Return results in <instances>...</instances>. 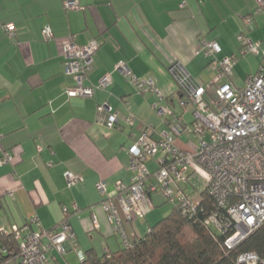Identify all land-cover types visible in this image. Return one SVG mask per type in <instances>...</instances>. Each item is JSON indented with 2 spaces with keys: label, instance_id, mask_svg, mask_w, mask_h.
Wrapping results in <instances>:
<instances>
[{
  "label": "crops",
  "instance_id": "obj_1",
  "mask_svg": "<svg viewBox=\"0 0 264 264\" xmlns=\"http://www.w3.org/2000/svg\"><path fill=\"white\" fill-rule=\"evenodd\" d=\"M65 1L0 0V156L2 150L17 152L14 163L0 165V228L36 227V218L43 228L57 229L68 218L77 248L53 264H77L78 250L94 248L103 254L124 247L102 208L106 196L97 184L105 181L113 195L119 181L130 182L133 134L145 125L155 128L154 137L168 129L156 125L155 104H170L183 113L173 67L209 85L215 72L202 41L216 40L222 48L218 56L224 58L240 42V33L253 40L264 35L263 15L254 16L251 31L243 20L254 13L255 0H79L84 8L70 11ZM9 24L15 26L13 36L5 29ZM46 25L54 31L51 39L43 35ZM92 39L100 46L87 83L98 84L106 74L112 82L93 97L69 96L66 88L75 82L64 73V43L86 45ZM119 62L139 77L153 76L165 98L140 94L117 70ZM105 101L118 112L122 129L98 121L97 106ZM129 110L137 117L134 126L123 120ZM190 113H184L186 120ZM186 135L177 142L189 149ZM149 165L157 167L155 161ZM67 170L83 179L68 187ZM148 211L144 219L125 221L134 238L145 236L155 224Z\"/></svg>",
  "mask_w": 264,
  "mask_h": 264
},
{
  "label": "built area",
  "instance_id": "obj_2",
  "mask_svg": "<svg viewBox=\"0 0 264 264\" xmlns=\"http://www.w3.org/2000/svg\"><path fill=\"white\" fill-rule=\"evenodd\" d=\"M254 13L243 17L248 31L254 29L255 15L264 16V0H255ZM184 6V4H182ZM66 10H81L79 0H66ZM14 25L5 29L14 35ZM46 39L54 37L51 25L42 29ZM243 53L261 56L260 68L249 75L243 87L232 79L234 57L218 58L221 45L216 40H204L201 49L211 57L210 67L215 72L212 83L203 84L184 68L174 66L181 87L179 105L183 113H177L170 104H155L158 114L166 118L168 129L154 137L155 128L145 125L128 147L130 182L119 181L115 194H111L105 181L101 180L98 190L106 198L102 201L113 231L123 245L133 244L134 236L126 229L125 221L134 223L144 219L148 210L154 207V197L163 193L166 201L186 214L194 215L200 205L187 190L196 172L208 175L206 189L217 204V210L209 215L205 224L213 230L227 234L226 246L234 248L264 223V47L255 42L246 32L238 36ZM100 43L96 39L86 45L73 40L64 43V73L72 76L74 85L66 88L69 96L93 97L99 88L111 84V75L103 76L98 84L87 83L88 71ZM117 70L123 73L140 94L154 93L160 100L165 96L153 76L139 77L128 65L119 62ZM98 121L111 129H122L118 112L108 102L97 106ZM191 112L192 120L184 118ZM124 123L134 126L137 117L131 110L124 117ZM194 135L190 148L179 146L177 140L182 134ZM1 137V135H0ZM16 149L2 150L0 165L14 163ZM157 163L156 169L150 162ZM49 165H52L50 163ZM68 187L83 178L71 170L65 172ZM76 208V206H75ZM123 216H122V214ZM22 226L1 227L3 235H13L19 243L18 253L6 258L0 264H53L58 256L77 248L76 236L68 218L57 229H45L38 219ZM95 225L99 223L95 217ZM7 254V249H2ZM78 259L85 253L78 250ZM239 261L245 264H264L255 253H245Z\"/></svg>",
  "mask_w": 264,
  "mask_h": 264
},
{
  "label": "trees",
  "instance_id": "obj_3",
  "mask_svg": "<svg viewBox=\"0 0 264 264\" xmlns=\"http://www.w3.org/2000/svg\"><path fill=\"white\" fill-rule=\"evenodd\" d=\"M200 205L194 215L174 207L170 214L150 226L145 236L118 251L99 254L91 248L77 264H245V253H255L264 260V223L234 248L226 246L227 234L205 224L217 210L206 188L200 192ZM7 249L4 254L2 249ZM13 235L0 233V262L18 253Z\"/></svg>",
  "mask_w": 264,
  "mask_h": 264
},
{
  "label": "rangeland",
  "instance_id": "obj_4",
  "mask_svg": "<svg viewBox=\"0 0 264 264\" xmlns=\"http://www.w3.org/2000/svg\"><path fill=\"white\" fill-rule=\"evenodd\" d=\"M255 42H260L262 44V47H264V35L263 38H257V40H254ZM230 52L228 56L234 57L236 59L234 67H233V74L232 79L233 81L239 86L243 87L244 82L246 78L249 75L256 74L260 68V62H261V56L248 52L243 53L242 45L241 43L237 42L230 48ZM219 59H222V56H218ZM195 78L198 79V76H195ZM156 113V112H155ZM157 123L156 125L163 124L166 127V118L162 115L156 113ZM187 120L190 122L192 120L191 113L186 114ZM152 126V125H151ZM158 127V126H156ZM162 133V132H160ZM186 135V134H184ZM188 141L193 140L195 141L196 138L194 135L188 134L186 135ZM199 173H196L195 179H192V182L190 183L189 187H191V194L192 196L198 200L200 197V189H204L206 187V183L208 181V175L204 171H198ZM190 191V190H189ZM166 198L163 193H159L154 201L156 202V206L152 207L148 212H152L153 219L156 218L155 222L159 221L161 218H163L165 215H168L171 213L172 209L174 208L171 203H168L165 201ZM152 219V220H153Z\"/></svg>",
  "mask_w": 264,
  "mask_h": 264
}]
</instances>
